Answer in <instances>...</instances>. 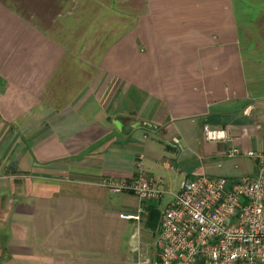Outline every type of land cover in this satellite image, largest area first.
I'll return each mask as SVG.
<instances>
[{"label": "crops", "instance_id": "0c3cea01", "mask_svg": "<svg viewBox=\"0 0 264 264\" xmlns=\"http://www.w3.org/2000/svg\"><path fill=\"white\" fill-rule=\"evenodd\" d=\"M251 151L264 0H0V264H94L96 215L137 197L102 182H132L140 154L158 230L187 180L254 174Z\"/></svg>", "mask_w": 264, "mask_h": 264}, {"label": "built area", "instance_id": "2783aa9c", "mask_svg": "<svg viewBox=\"0 0 264 264\" xmlns=\"http://www.w3.org/2000/svg\"><path fill=\"white\" fill-rule=\"evenodd\" d=\"M203 136L208 142L225 144L228 158L241 154L226 129L205 125ZM248 154L258 162L254 174H204L185 182L161 218L156 264H264V151ZM143 159V154L137 158L132 182H102L115 194L130 191L140 199L135 210L121 213L126 220L141 221L145 204L163 196L143 170ZM136 264L151 262L142 256Z\"/></svg>", "mask_w": 264, "mask_h": 264}, {"label": "rangeland", "instance_id": "374dc122", "mask_svg": "<svg viewBox=\"0 0 264 264\" xmlns=\"http://www.w3.org/2000/svg\"><path fill=\"white\" fill-rule=\"evenodd\" d=\"M110 196L114 201L117 198L114 195ZM127 200L122 202L109 200L110 203L107 205L110 207L109 211L96 215L94 264H134L136 256L138 258L143 256L149 259L151 264H156L159 253L156 225L154 223L153 229L144 222L124 219L122 212L134 210L141 204L138 197L128 196ZM165 208L166 202H162L159 210L164 212Z\"/></svg>", "mask_w": 264, "mask_h": 264}, {"label": "trees", "instance_id": "16d2710c", "mask_svg": "<svg viewBox=\"0 0 264 264\" xmlns=\"http://www.w3.org/2000/svg\"><path fill=\"white\" fill-rule=\"evenodd\" d=\"M157 216V215H156Z\"/></svg>", "mask_w": 264, "mask_h": 264}]
</instances>
